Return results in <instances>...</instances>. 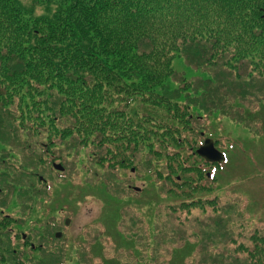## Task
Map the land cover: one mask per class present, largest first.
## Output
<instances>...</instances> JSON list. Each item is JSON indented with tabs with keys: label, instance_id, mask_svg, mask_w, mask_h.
Returning a JSON list of instances; mask_svg holds the SVG:
<instances>
[{
	"label": "trees",
	"instance_id": "16d2710c",
	"mask_svg": "<svg viewBox=\"0 0 264 264\" xmlns=\"http://www.w3.org/2000/svg\"><path fill=\"white\" fill-rule=\"evenodd\" d=\"M175 58L199 73L200 80L180 82L172 68ZM242 69H249L244 77ZM213 72L236 73L234 80L243 83L264 81V0H34L28 5L0 0V131L15 135L14 121L27 115L25 135L46 128L49 142L42 145L47 153L58 145L69 152L90 145L107 147L110 160L120 156L122 163L115 164L126 168L147 150L157 161L152 175L166 182L174 177L181 181L179 188L201 185L202 190L215 192L210 186L217 181L215 172L189 151L201 141L205 129L196 127L205 117L212 119L216 112L234 117L216 104L211 87L220 90L228 82ZM98 154L89 159L98 157L104 166L106 156L100 150ZM42 161L37 156L22 168H44L35 166ZM84 171L89 180L98 175L94 167ZM22 174L16 173L20 178ZM5 175L10 177L9 171L0 166V183ZM30 177L34 185V175ZM199 199L195 202L190 196L183 207L189 212L198 207L203 212L218 209L217 198ZM137 223L140 229L133 233L138 231V236L129 238L133 264H158L160 256L151 248L162 232L153 230L150 222L147 227ZM167 231L174 235L171 227ZM251 239V248L240 245L234 258L222 262L264 264V235ZM190 243L174 248L173 259L162 264H186L197 253ZM240 253H248L245 262Z\"/></svg>",
	"mask_w": 264,
	"mask_h": 264
},
{
	"label": "rangeland",
	"instance_id": "374dc122",
	"mask_svg": "<svg viewBox=\"0 0 264 264\" xmlns=\"http://www.w3.org/2000/svg\"><path fill=\"white\" fill-rule=\"evenodd\" d=\"M21 1L28 5L34 0ZM36 10L40 14L43 12L41 7ZM172 68L178 72L180 82L200 80L199 73L195 74L182 59L175 58ZM248 71L242 69L240 75L244 77ZM226 74L229 76L224 72L217 76L220 80L224 78L227 86L223 83L220 90L216 87L217 92L214 86L211 88L218 108L234 113V117L219 116L216 112L212 119L205 117L204 122L196 127L199 130L204 128L219 141L218 149L227 153L229 161L214 171L217 181L210 186L215 192L202 190L201 185L194 189L189 186L179 188L181 181L177 182L174 177V181L166 182L156 173L158 177L152 175L150 171L156 169L153 167L157 161L147 150L140 154L143 157H139V162L136 157V161L126 168L115 164L116 160L122 163L120 156L110 160L107 147L96 149L90 145L88 148L80 147L77 152H69L67 147L58 145L47 153L42 145L45 140L49 142L46 128L35 132L37 136L30 134V137L29 132L25 135L24 129L29 127L25 115L14 121L15 126L11 128L14 127L15 135L0 131V166L10 173V177L5 175L0 183V215L25 217L28 229L31 228L30 223L38 220L36 216L35 220L30 218L34 214L49 210L62 213L70 220L68 264H133L129 238L135 240L138 236V231L133 233L140 229L138 220L146 227L150 222L155 225L153 230L162 232L159 242L151 248L160 256L158 264L172 260L170 252L174 248H182L186 241H190L195 246L194 253L197 252L185 261L186 264H226L222 261L234 258L232 254L240 245L252 247L253 235H264V112L261 110L264 106V81L243 83L242 80H234L236 73ZM10 108L16 113L15 105ZM137 121H141L138 116L134 118V122ZM184 138H191V135H184ZM97 139L96 143H99L100 138ZM99 150L107 159L104 166L96 161L98 157L89 159L90 154L96 155ZM144 154H147L146 160ZM37 156L43 161L42 164L36 162L35 166L44 168H33L32 171L22 168L30 166L28 160ZM55 163L64 167L65 172L55 171ZM92 167L98 175L89 180L85 178L84 170ZM165 172L168 173L167 170ZM16 173L23 174L20 178ZM31 175H34V185ZM193 177L195 181L199 179L195 173ZM40 178L46 180L45 184ZM90 183L93 186H89ZM25 187L30 196L22 190ZM136 187L141 190L137 191ZM38 189L44 193L43 200L38 196L41 195L37 193ZM185 190L189 192L183 197L180 193ZM190 196L196 197L195 202L199 198L202 202H212L217 198L218 209L216 207L212 212L213 209L204 208L206 212H203L198 207L189 212L183 207V202H186L183 200ZM134 220L136 222L132 224ZM13 227L9 225L7 229ZM167 227H171L174 235H168ZM81 251L79 259L75 255ZM239 256L245 262L249 255L240 253Z\"/></svg>",
	"mask_w": 264,
	"mask_h": 264
},
{
	"label": "flooded vegetation",
	"instance_id": "af4514ba",
	"mask_svg": "<svg viewBox=\"0 0 264 264\" xmlns=\"http://www.w3.org/2000/svg\"><path fill=\"white\" fill-rule=\"evenodd\" d=\"M30 218L35 221L27 229L25 217L0 215V264L70 263V220L52 210ZM9 225L14 227L7 229ZM81 253L75 256L80 259Z\"/></svg>",
	"mask_w": 264,
	"mask_h": 264
},
{
	"label": "water",
	"instance_id": "95a60500",
	"mask_svg": "<svg viewBox=\"0 0 264 264\" xmlns=\"http://www.w3.org/2000/svg\"><path fill=\"white\" fill-rule=\"evenodd\" d=\"M198 153L201 157H204L207 161L212 163L224 161V156H222L216 149H214L212 141H207ZM54 168L60 171H64V168L58 164H55Z\"/></svg>",
	"mask_w": 264,
	"mask_h": 264
}]
</instances>
